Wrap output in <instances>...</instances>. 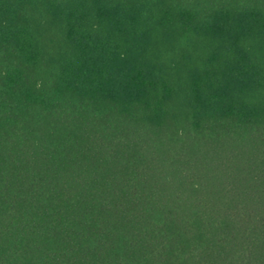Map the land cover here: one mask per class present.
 <instances>
[{"label":"trees","instance_id":"1","mask_svg":"<svg viewBox=\"0 0 264 264\" xmlns=\"http://www.w3.org/2000/svg\"><path fill=\"white\" fill-rule=\"evenodd\" d=\"M0 264H264V0H0Z\"/></svg>","mask_w":264,"mask_h":264}]
</instances>
